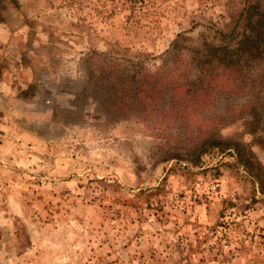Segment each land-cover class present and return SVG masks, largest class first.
Listing matches in <instances>:
<instances>
[{"label": "rangeland", "instance_id": "obj_1", "mask_svg": "<svg viewBox=\"0 0 264 264\" xmlns=\"http://www.w3.org/2000/svg\"><path fill=\"white\" fill-rule=\"evenodd\" d=\"M256 1L0 0V264H264V184L229 150L166 160L209 132L264 167L252 104L220 99L180 130L118 119L103 78L157 70L176 39L196 77L188 49Z\"/></svg>", "mask_w": 264, "mask_h": 264}, {"label": "trees", "instance_id": "obj_2", "mask_svg": "<svg viewBox=\"0 0 264 264\" xmlns=\"http://www.w3.org/2000/svg\"><path fill=\"white\" fill-rule=\"evenodd\" d=\"M221 33L219 43L204 39L188 49L189 61L196 62L200 69L194 78L185 77L184 51L178 39L157 70L141 68L133 72L129 65H105V106L115 111L118 119L154 113L162 122L170 114L182 130L199 109L224 98L242 99L244 105L252 104L251 116L264 126V0L246 4L234 27ZM251 123L255 124L252 119ZM255 141L264 148V136ZM217 148L232 151L254 179L264 184L263 164L249 144L223 140L209 132L190 140L185 152L176 146L166 160L186 159L197 164L203 154Z\"/></svg>", "mask_w": 264, "mask_h": 264}]
</instances>
